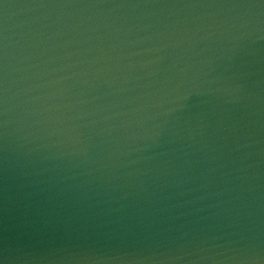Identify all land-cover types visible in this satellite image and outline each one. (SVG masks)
<instances>
[{
    "label": "water",
    "instance_id": "obj_1",
    "mask_svg": "<svg viewBox=\"0 0 264 264\" xmlns=\"http://www.w3.org/2000/svg\"><path fill=\"white\" fill-rule=\"evenodd\" d=\"M0 264H264V0H0Z\"/></svg>",
    "mask_w": 264,
    "mask_h": 264
}]
</instances>
